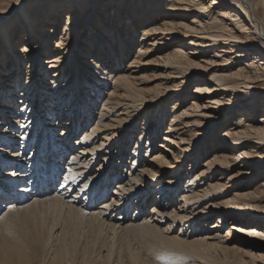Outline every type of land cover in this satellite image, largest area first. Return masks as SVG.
I'll list each match as a JSON object with an SVG mask.
<instances>
[{
	"label": "bare ground",
	"instance_id": "obj_1",
	"mask_svg": "<svg viewBox=\"0 0 264 264\" xmlns=\"http://www.w3.org/2000/svg\"><path fill=\"white\" fill-rule=\"evenodd\" d=\"M16 2L17 0L0 1V11L4 12L0 15V25L4 24L0 27V45L3 44L4 51V54L0 55V70L13 66V70L9 69L12 71L7 73V77L10 79L14 75L18 77V82L12 85L4 80H2L3 83L0 81V99L4 98V102H10L13 106L22 103L20 111L30 100H35L34 104L37 100L40 102L44 100L45 107H47L53 100L50 97L51 91L54 92L59 85L68 89L70 86L82 87L83 97H85L83 102L87 101L88 96H94L91 91H94L99 98L105 89L102 87L108 80L103 73L110 77L111 75L108 74L115 69L114 75L111 76L112 85L107 88L108 95L112 96L108 102L102 104L101 109L104 111L106 106L116 108L119 104L122 107L113 120L99 124L93 132L100 131L101 127L104 129L112 124L114 126L113 122L118 125L121 121L128 119L123 126H119L118 134L122 133L135 120L136 116L129 118L132 106L137 107L135 114L132 115H138L144 104L152 102L151 109L142 112L145 118L142 132L148 124L146 119L151 110L157 107L158 115L153 122V129L148 132L151 139H154L158 129L161 128L165 106L172 103L173 107L177 108L178 104H183L187 100L185 92L187 84L191 79L195 82L188 97L189 104L175 111L176 114L169 116V130L171 132L175 130L174 137L177 138L175 149L168 151L172 158H169V153L165 155L161 151L156 152L150 159L152 165L141 169L142 175L148 173V170L152 172L149 177L153 184L150 182L146 185L145 176L137 177L132 173L125 183L122 182L123 178V180L116 181V188H113L114 191L110 193V196L106 190L107 186L100 188L101 184L104 186L113 184L110 168V172L105 174L106 170L102 174L97 189L92 187L94 175L84 184L76 185L78 179H84L89 172L94 171L89 169L92 161L87 162V166L81 165L84 163V155L88 157L93 154V157L86 158L94 160L102 145L101 142L98 145L94 142V148L92 146L86 149L89 144L86 146L82 144L73 154H69L72 155L70 160L73 161L68 167L62 166V169H67L66 178L62 184L73 181L71 185L69 184L68 191L76 189L79 194L83 191L85 198L81 207H76L71 202L63 200L59 195L55 198L45 197L47 191L52 190L50 187L55 185L56 179L60 176L57 168L59 162L68 154L65 153L66 145L58 147L60 144L52 138L53 128L57 126L56 122L51 120L46 122L40 119V122H44V131H48V136L51 138L50 151L47 153L50 158L46 163H52V165L48 166V170H41L39 175L45 176L38 175L39 181L36 178L34 184H32V179L21 181L20 177L23 176L21 173L18 174L17 179L6 176V174L12 176L9 170L2 175L0 207H5L3 203L7 200L14 202L7 204V211L0 215V264H83V261L86 264L90 259L88 256L91 257L94 245L99 240L97 243L94 239L90 243L87 241L81 247L80 262L77 257L75 261L77 241L80 240V237L76 239L78 228L87 226L90 229L88 232H91L92 228L100 229L105 223L115 233L116 222L120 225L121 220L127 216L130 208L129 202L136 200L133 196L137 197L136 201L140 209L149 201L155 203L148 208L144 221L142 219V222L137 224L143 229L151 231H153L151 228L157 229L155 233L158 236L166 234L165 239L171 247L193 252L202 258L207 257L211 251L218 252L222 260L228 264H256L254 262L264 264V37H261L264 36V0H25L14 6ZM57 2L60 3L59 7H57ZM10 7H12L11 10ZM100 7L102 9L99 11ZM79 12H81V17L78 15ZM87 15H91L90 19ZM79 20L81 22L77 23L76 21ZM79 28L84 30L75 46L70 37L73 31ZM23 29L27 32H21ZM139 31L141 34L138 35ZM17 35L19 41L15 39ZM57 36L60 38L57 39ZM1 40H3L2 43ZM43 41H45L44 44ZM30 42H39L41 45H38L37 50L38 47H29ZM54 44L55 47L51 50ZM164 47L168 49H163ZM132 50L131 61L123 67L119 63H122ZM153 51H159V53L151 56ZM29 52L41 54L42 57L52 55L41 62L29 58L26 54ZM7 58L10 59L4 62ZM235 59L240 61L232 70L230 68L236 64L233 63ZM62 62L70 63L69 69H72L70 74H64L63 70L58 71L59 63ZM102 62L107 63L102 64ZM36 64L35 71L38 70L39 74L34 78L30 74L33 73ZM152 65L163 67L168 80L178 81L174 86L163 87L164 91L160 93L159 88L165 83L160 80L157 94H150L147 97L145 95L150 91L140 89V93L135 81L138 78L142 82L146 74H139V72L147 71V68ZM219 65L220 68L215 67ZM52 68L56 70L53 71ZM106 68L110 70L106 71ZM99 71L102 73L99 74ZM19 76H24L23 80L26 77L28 83H23L25 80L20 82ZM61 76H63L62 80H60ZM37 77H39L38 80ZM34 82L36 83L33 84ZM58 82L60 84H57ZM45 84L49 85L45 87ZM90 85L93 87L87 91ZM48 87L50 88L47 90ZM52 87L56 89L52 90ZM118 91H122L124 95L116 94ZM143 97L144 100L138 107L137 102ZM168 97L170 101L167 102ZM10 105L2 107L15 112L16 110ZM47 110L48 108L38 113L42 114ZM223 113L227 115L226 120L217 127L218 120ZM258 113L261 114L257 115ZM10 114L4 115L7 121L14 119L10 117ZM19 114L20 112L17 113ZM34 119L35 117H32L29 123ZM7 124L3 125L0 122L2 126L0 133ZM16 124L10 127H16ZM62 127L65 129L66 136L71 134V131L67 129L73 127L72 122L63 123ZM129 128L125 130V132L129 131L123 143L124 148L130 136L133 135V129ZM219 128H221L220 133H217ZM91 133L81 134L82 137L80 140L77 139L76 145L90 138ZM11 134H15L13 130L3 133L2 139H5L3 144L13 139ZM102 139L105 140V138ZM110 139L111 135L107 140ZM168 141L172 142L171 139ZM199 143L201 144L198 145ZM12 145V142L11 145L7 144V146ZM206 147L211 150L209 155L205 150ZM170 148V146L166 147L167 150ZM191 151L193 152L189 156L191 157L189 171L194 168V163L202 156V153L205 157L203 156L200 169H194L195 172L189 178L191 180L187 181L190 184L188 186L202 180H205L206 186L198 190L194 187H187L188 189L182 192L185 195L178 200L180 201L177 204L179 206L172 204L175 208L165 210L162 205L173 203L174 197L180 194L178 190L181 188L180 177L183 171L180 165L186 154ZM148 152L149 148L146 150V153ZM14 161L9 164L14 163L16 166L12 165L8 169H14L21 164L17 165L18 162ZM46 163L43 162L44 165H47ZM31 164V168L35 171L33 173L37 174L38 168L35 166L39 164L34 157ZM5 166H7L6 162L2 167ZM165 170L172 173L176 170L174 173L176 177L167 183L163 182V179L158 180ZM13 172L16 174V171ZM179 178L180 181L177 182ZM214 179L224 181H214ZM16 184H20L17 190L15 189ZM62 184L59 189L63 187ZM30 185L34 186L32 194L36 193L35 198L33 196L32 202L21 206L19 204L26 196L25 193L29 190L27 187ZM161 187L163 189H160ZM40 189H42L41 192ZM147 189H149L147 191L149 196L143 195ZM42 195H44L43 199L39 198ZM28 198L27 196L26 199ZM96 198H104L100 203L98 202L96 212H86ZM206 200L211 201L206 211L197 215V211L194 212V210L197 209V205H201ZM139 207H137L138 211L135 209L136 214L143 211ZM108 209H112V214H107ZM118 210L123 213L115 220L112 215ZM45 216L51 219L49 225H46ZM215 216V222H210L211 224L214 222L212 226L211 224L204 226L210 217ZM37 217L40 218V222L37 221L38 224L36 223ZM200 219L204 220L201 228L212 227L216 230L228 220V229L224 234L216 231L205 232L202 229L200 230L202 232L196 235L205 234L191 240L187 239V233L184 234L186 238L179 235L170 236L176 225L186 223L190 227H196ZM132 222L130 223L134 224ZM19 223L29 224L20 226L21 231L12 233L14 226ZM56 228H60L58 243L55 244L54 241L52 244L51 237L54 236L51 235ZM182 231L183 229L179 234H183ZM140 235L147 237L143 231H140ZM83 240L85 237L81 242H84ZM48 250H52V254L46 261ZM118 250L112 252L118 257L125 254L130 264L139 263L141 256L132 250L131 245H126L123 251ZM98 254L103 262H106V258L107 263L113 260L110 259L113 253L110 255L108 252L105 253L106 258ZM94 260L92 259V262Z\"/></svg>",
	"mask_w": 264,
	"mask_h": 264
},
{
	"label": "rangeland",
	"instance_id": "obj_2",
	"mask_svg": "<svg viewBox=\"0 0 264 264\" xmlns=\"http://www.w3.org/2000/svg\"><path fill=\"white\" fill-rule=\"evenodd\" d=\"M24 1L25 0H17V2L14 4V6L16 4L18 5L20 2H24ZM57 4H58L57 7H59L60 3L57 2ZM207 4H208V2H207ZM68 6H70V5H68ZM12 7H10V10L12 9ZM15 9H17V8H15ZM100 9H102V7L99 8V11H100ZM48 13H49V11L46 12L45 14L47 15ZM2 14H4V12L0 11V15H2ZM78 15H79V17H81L80 16L81 12H79ZM87 17H88V19H90L91 15H87ZM76 22L80 23L81 21L79 20ZM1 26H4V24L0 25V27ZM26 27H28V25H26ZM83 30L84 29L79 28L76 31H73L72 37H70V38L73 39V44L75 46L77 45V42L79 41ZM17 32L20 33L19 30H17ZM21 32L26 33L27 30L23 29V31H21ZM139 34H141L140 31H139L138 35ZM55 36H56V34L54 35V38H55ZM261 37H264V36H261ZM58 38H60V36H57V39ZM15 39H16V41H19V36L18 35L15 36ZM2 42H3V40H1V43ZM44 42L45 41H43V44H44ZM55 42H56V40L54 41V43ZM38 45H41V44L39 42H33V43L30 42L29 43V47H38L37 50L39 49ZM54 47H55V44L53 45L51 50L54 49ZM74 49H76V47H74ZM163 49H168V48L164 47ZM41 51L45 52L44 49H41ZM158 53H159V51H157V52L153 51L151 56H155ZM3 54H4V51H3V44H2V45H0V55H3ZM26 54L29 56V58H32V59L37 60V61L39 60L41 62L42 61L44 62L47 57L52 55V54H49L46 57H42L43 55L37 54L35 52H29ZM131 57H133V50L131 51L130 54H128L126 56V58L123 59V62L122 63L120 62L119 64H121V65H123V67H125V65H127L131 61V59H130ZM150 57H148V58H150ZM146 58H144V59H146ZM8 59H10V58H7L6 60H4V62H6ZM238 61H240V60H238V59L233 60V63H236V64L232 65L230 69L233 70V68H235V66L238 65L237 64ZM241 61H243V60H241ZM103 63H107V62H102V64ZM69 64H70L69 62L59 63L60 69L58 71L61 72L63 70L64 74H70L72 72V69L71 68L69 69ZM21 67H22V64H21ZM215 67L220 68L221 66L219 65V66H215ZM36 68H37V64H36L35 68L33 69V73L30 74V75H33L34 78L36 77V75L38 76V74H39L38 70L35 71ZM9 69L13 70V66L4 68L3 70H0V81L2 82V80H4V82L12 85L13 83L18 82V77H16L15 75L13 77H11V79L9 77H7V75H8L7 73L12 71ZM22 70H24V68H22ZM51 70L54 71V70H56V68H52ZM108 70H110V68H106V71H108ZM111 70H112V68H111ZM138 70H141V69H138ZM101 73L102 72L99 71V74H101ZM114 73H115V69L113 71H111V73L108 75L113 76ZM142 73L146 74L145 77L142 79L143 81L140 82L139 81L140 79L137 78L135 83H136V86L139 88L140 93H141L142 89H148L150 91L149 94L145 95L147 97L150 94H152V95L157 94L160 80L165 81L164 85H162L159 88V89H161V90H159L160 93L164 91L163 87L174 86L175 82L178 81L177 80V81L173 82V81L168 80L166 77V72H164L163 67H160L157 65H152V67L147 68V71L143 70V71L139 72V74H142ZM103 74H105L103 76H105L108 80H107L106 85L104 87H102V89H104V88L105 89L100 94L99 98H97L94 91H91V92H93L94 96H91V95L88 96L87 101L85 100L84 102H83V100L85 99V97H83V91L84 90L82 89V87L73 88V86H70L68 89V88H66L64 86L62 87L60 85L58 86L57 89H56V87H54V88L52 87V90H55V89L56 90L54 92L51 91L53 95L50 93V97H52L53 100L51 103H49V105L47 107H45L46 102L44 100H42V102L37 100L36 104H34L35 100L34 101L30 100V101H28V103H25L22 111H20L22 103L17 104L16 106H13L11 104L12 108L15 109L16 111L13 112L11 110V112H10L7 109H5L4 107H2L4 105L7 107V105H10V102H8V103L6 101L4 102L3 101L4 98L0 99V119L2 118L0 122H1V124L3 123V125L5 123H8L7 126H4L2 133H0V150H3V151H0V179H2V175L4 173L6 174V172L8 170L10 172H12V173H10V174H12V176L6 174L7 177H9L11 179H17L18 174L21 173L23 175L22 177H20L22 179L21 181H24V180L26 181L28 179L29 180L32 179L33 180L32 184L36 183L34 181V180H36V178H38V181H39V176H41V177L45 176L42 174L39 175L40 172H42L41 170L42 169L48 170V166L52 165V163H48V164L46 163V162H48V160L50 158V157H48L47 153L50 151L49 148H50V141H51L50 139L51 138L48 136V134H49L48 131H44V122L39 121L40 119H43L42 121H46V122H48L50 120L56 122L57 126H55L53 128L52 138L55 139L56 143L60 144L58 147H61V146L63 147L64 145H66L67 149H65V153L68 154V156L66 155L61 160V162H59L57 168L59 169L58 174L60 176L58 175L59 177L56 179L57 181L55 182V185L50 187L52 190L47 191V193L45 194V197L55 198V197H57V195H59V197H62L63 200H65L69 203L71 202L76 207L82 206V201L85 198L83 191L80 192V194H79V192H77L78 190H76V189L75 190L71 189L70 191H68V187L71 185V183H73V181L62 184L64 179L66 178V173H67V171H66L67 169H65V168L62 169V166L68 167L71 164V162L73 160H70L72 155H69V154H73V152H75L78 149V147H80L82 144H83V146L84 145L86 146L89 144L86 147V149H88V147L92 148V146L94 145L93 144L94 142H95V145H98L101 142V145H102L100 147L101 151L99 150V152L97 153L96 158H94V160H93V158H91V160L87 159L89 157H93V154H91L92 156L90 155L88 157L86 155H84L85 156V157H83L84 163L81 164V165L87 166V162L92 161L91 167H89V169L94 170V171H91V173L89 172L87 177H85L84 179H82V178L78 179V181L76 182V185L79 184V186H80L81 184H84V182H86L88 179L92 178V176L94 175V180L92 181V183H93L92 187H96V189H97L98 188L97 187L98 182L102 178V174L106 170L107 171L105 172V174L110 172V168H111L110 176H111V181L113 184H111V185L106 184L105 186L103 184H101V187H100V188H105L107 186L106 190L108 191L109 195H110V193H112L114 191L113 188H116L115 187L116 186L115 183H117L116 181H119L120 179L121 180L124 179L122 182L125 183L128 180V178H130V174H132V173H133V175H137V177L145 176L144 180H145L146 185L150 184L151 180H150L149 175H152V172L150 170H148V173L142 175L143 172L141 169H143L147 165H149V166L152 165L150 159H151L152 155L156 152L161 151L162 153H165V155L169 153V158H172L171 153L168 151H173L175 149V147H176L175 144H176L177 138L174 137L175 130H172L173 132H171L169 130V127H168L169 122H170L169 116L176 114L177 112H175V111H179L182 107H184L185 105L187 106L189 104L190 99H188V97H189V95L193 89L195 81H192L193 79H191L189 81V83L187 84V86L185 88V92L187 93V96H186L187 100H185L183 102V104H178L179 107H177V108L173 107L172 103L170 105L165 106V112H164V116H163V121L161 123V128L158 129V131H157L158 133L155 134L156 137L154 139H151V137H150L151 135L148 132H150L153 129V122H154L156 116L158 115V109H156L157 107L153 108L151 110L150 115L146 119V121L148 120V124L145 127L144 132H142V130L144 128L143 123H144V119H145L142 112L146 111L148 109L150 110L152 102H148V103L144 104L143 108L140 110L138 115H132V114H135V112L137 110L136 106H132L133 109L131 108L130 110H132L133 113L132 112L129 113V118L132 119L133 116H136V117L134 118L135 120L133 121V123H131L127 127L128 128L130 127L129 129H133V131H132L133 135L130 136L128 143L125 145V148H124L123 143H124L125 137L127 136L129 130L125 132V130L128 129V128H125L123 130V132L119 133V134H118V131L120 129L119 126H123V124L126 121H128V119L121 121L120 123H118V125L116 124V122L112 121L115 124L114 126L112 124V126L105 127L104 129H103V127H101L100 131L93 132L96 130V128L99 124H104V123L108 122L110 119L113 120L115 114L122 107V105L119 104V105H116V108H112V106L111 107L109 106V108H107V106H106L104 111L101 109L102 104L104 102H108V99H110L112 96V95H110V96L108 95L107 88L109 86H111L112 82H113L112 81L113 79L111 76L107 77L106 73H103ZM23 77L24 76H19L20 82H23L25 80V82H23V83L27 84L28 79L25 77L23 80ZM33 77L31 78L32 80H33ZM61 78H63V76L60 77V80H62ZM38 79H39V77H37V80ZM94 79H96V77H94ZM171 79L174 80L173 78H171ZM60 80H59V82H60ZM59 82L57 84H60ZM35 83L36 82H34L33 84H35ZM29 85H31V83H29ZM48 85L49 84H45V87ZM90 87H93V86L90 85L88 87L87 91L90 89ZM39 88H41V86ZM49 88L50 87H48L47 90ZM40 90H42V89H40ZM121 93L124 95V93L122 91L116 92V94H121ZM168 93H171V92H168ZM219 93H221V92H219ZM3 94L4 93H2V95ZM172 97H174V95H172ZM190 97H192V96H190ZM5 100H7V99H5ZM9 100H10V98H9ZM143 100H144V97L142 98V100L137 102L138 107L141 105ZM158 101L161 102V100H159V99H158ZM168 101H170L169 97L167 99V102ZM107 105H110V104H107ZM157 105H158V103H157ZM43 107H45V108H43ZM47 108H48V110L43 112L42 114L38 113V111H41V110L44 111ZM86 108H87V110H85ZM235 108H237V107H235ZM18 112H20L19 115H17ZM6 113H11L10 117H13L14 119L12 121H9L10 119L7 121V119H5L6 117H4V115H6ZM259 114H261V113H258L257 115H259ZM153 116H154V118H153ZM32 117H35V119L33 122L29 123V120ZM226 117H227V115L225 113H223V115L218 120L219 123H218L217 127L221 126L225 122L224 120H226ZM150 119H152V120H150ZM66 122H72V124H73L72 128L67 129V131H71V134L67 135V136H66L65 129L62 127L63 123L65 124ZM15 123H17L16 127H10V125L13 126V124H15ZM96 123H97V125H96ZM58 124H60V125H58ZM1 127L2 126H0V128ZM92 127H93V129H92ZM221 128H219V130H217L216 132L220 133ZM6 129H8V130H6ZM11 130H13V132L15 134H11L13 139H11L10 142H7V144L11 145V142H12L13 145L7 146V144L2 143L3 141H5V139H2V137H3L4 132H8V131L10 132ZM86 132H90V133L93 132V133L90 134V138H88L86 141H83L82 143H79V145H76L77 139L80 140L82 137L81 134H84ZM114 133H116L117 135L115 134L112 136V134H114ZM110 135H111V139L107 140L108 137H110ZM102 138H105V140ZM164 138H166V140H164ZM64 139H66V140H64ZM168 139H171V141L173 143L168 141ZM200 144L201 143H199L198 145H200ZM23 145L26 147L25 149H24ZM168 146L171 147L170 150L166 149V147H168ZM35 147H37V148L35 149ZM197 147L195 149H197ZM68 148H70V149L68 150ZM93 148H94V146H93ZM147 148H149L148 153H146ZM205 150L207 151L208 155H209V153H211L210 152L211 150L207 149V147L205 148ZM13 151H16V153H13ZM137 151H138V153H137ZM166 151H167V153H166ZM193 151L186 154V156L184 157V159L180 165V167H183V171L181 172V177H180L181 181H180V178L177 181V182L180 181L181 188H180V190H178L180 194L177 195L176 197H174L175 201H173V203H168L167 205H164V204L162 205V208L165 210H172L173 208H175V207H172V204H175L173 206H179V205H177L180 203V201H178V200L181 196L185 195V194H182V192L187 190L188 189L187 187H194L195 190H198L199 188L202 189L206 186L205 180H202L199 183H195L191 186H188L190 184H188L187 181L191 180L189 178L195 172L194 169L195 168H196V170L200 169L199 167H201L202 160L205 157L204 153H202V156H200V158L194 163V166H193L194 168H191L189 171V165L191 163V161H190L191 157H189V156L192 154ZM199 151H200V148H199ZM92 152H95V151H92ZM103 153L105 155H103ZM33 157H34V159H36L37 164H39V165L35 166L36 168H38L37 174L33 173L35 171L33 168H31V165H32L31 160L33 159ZM85 159H86V161H85ZM136 159H138V161ZM69 160H70V162H68ZM135 160H136V162H135ZM13 161L15 163L18 162L17 165L19 163H21V164L18 165V167L14 168V169H8L12 165L16 166V165H14V163L9 164V162H13ZM5 162L7 163V166L2 167V165L5 164ZM43 162L46 163L47 165H44ZM20 166H21V169H20ZM60 166H61V169H60ZM108 166H110V167H108ZM13 171H16L15 172L16 174H14ZM101 171H103V172H101ZM128 172H130V173H128ZM175 172H176V170H175ZM175 172L172 173V172H169L168 170H165V173L161 174L158 177L159 178L158 180L163 179V182H166V183L170 182V180H172L173 178L176 177V175H174ZM13 175H15V176H13ZM97 175H99V177H96ZM31 176H33V177L31 178ZM217 176L218 175H216V178H218ZM259 178H261V177H259ZM218 180L224 181L221 179H214V181H218ZM79 181H81V183ZM61 184L63 187L61 189H59ZM168 184H170V183H168ZM136 185H138V184H136ZM19 186H20V184H16L15 189L17 190V188ZM79 186H77V188ZM159 187H157V188H159ZM28 188H29V190H27L25 193L26 196L22 198L21 204H19L21 206H24V205L32 202L33 196L35 198L36 193H34V195L32 194V192H34V190H33L34 186L30 185L29 187H27V189ZM71 188H73V186ZM160 189H163V188L161 187ZM41 191H42V189H40V192ZM147 191H149V189H147L145 191L146 193H144L143 195L149 196ZM177 192H175V193H177ZM76 193H78L79 195H77ZM27 196L29 197L28 199H26ZM43 196L44 195L39 196V198L43 199L42 198ZM76 196H78V197H76ZM30 197H32V198L30 199ZM11 199H13V197ZM102 199H104V198H100V199L96 198L94 201H92V205L90 206V209L87 210L86 212H89V213L94 212V211L96 212V210H97L96 206L99 205V203H100V201H102ZM133 199L137 200V197L133 196ZM154 199H156V198H154ZM105 200H107V199H105ZM136 200L129 202L130 208L127 211V216L121 220L120 225H117V224H119V222H116L115 228L117 230L115 233H113L112 229L109 227V225L105 224V223L103 224V226L100 227V229L92 228L93 231H91V232H88V230L90 231V229L87 226H84V227L82 226V227L78 228L79 232L77 231L76 239H79V237H80V240L77 241L76 251H75V255H74L75 261L78 260V262H80L81 247H83V245H85L87 243V241H88V243H90V241L92 239H94V240H96V243L98 240H99V242L94 245V248H93L94 253L92 252L91 257L88 256V258H90V259H88L89 261H87L86 264H88V263L89 264H130L129 263L130 261L128 260V258L125 254L122 256L120 255L119 257H118V255L114 254V252L117 251L118 249L123 251L124 248L126 247V245H128V246L131 245L132 250L136 251L140 254L141 259L139 260L138 264H143V263H145V264H228L226 261L222 260V257L219 256L218 252L211 251V253H209L207 255V257L202 258V257L195 255L193 252L186 251L184 249H179L177 247H171L165 239L166 234H162V236H158L155 233L157 231V229H155V228H151L153 231L148 230V229H143L141 227V225H139L137 223L142 222L141 221L142 219L144 221L145 214H146L148 208L152 204H155V203H152V201H149L148 203H146L141 208V209H143V211H140L138 214H136L135 209L137 210V207H139V204L137 203ZM7 201L3 203V205L5 207H0V215H3L7 211V209H8L7 204L14 202L13 200L8 201V202ZM162 202H164V201H162ZM210 202H211L210 200H206L201 205H197V209H195L194 212L197 211V215L203 214L206 211L207 205ZM139 209H140V207H139ZM189 210L190 209H188V211ZM121 213H123V212L121 210H118V211L114 212V215H112V216L116 220V217H119L121 215ZM107 214L108 215L112 214V209H108ZM45 218H47V220H48V221L46 220V225H49V223L51 222V219L48 216H45ZM107 218H108V216H107ZM107 218H106V222H108ZM215 218H216V216L210 217L209 221L204 226H210V224H211L210 222L211 221L215 222V220H216ZM39 219L40 218L37 217L36 223H37V221L40 222ZM228 220H229V218H228ZM228 220L225 222V224L220 226V228H218V230H216V228H212V227L209 229L201 228L203 225L201 223H204V220H201V219H200V221H198V224L196 227H194V226L190 227L189 225H186V223H184L183 225L178 224L174 227V229L171 232L172 235H170V236L179 235L180 237L186 238V235H184V234L187 233L188 234L187 239L191 240L195 237H201L203 234H205V233H203V234L196 235L198 233H201L202 231H200V230H202V229H204L205 232H211V231L215 232L216 231V232H220L221 234H224L226 232V230L228 229L229 221L231 222V220H229V221ZM132 221L134 222V224L130 223ZM214 222H213V224H214ZM28 224H25V225H28ZM213 224H211V226ZM25 225L20 224V223L15 225L12 233L13 232L16 233L18 230L21 231L22 227H20V226H25ZM86 227L88 229H86ZM80 229H82V230L80 231ZM181 229H183V231H182L183 234H179ZM59 231H60V228L59 229L56 228L52 231L53 233L51 236H54V237H51V243L52 244L54 241H55L54 242L55 244L58 243L57 237H58ZM140 231H143L147 235V237L141 236ZM56 233H57V235H56ZM4 235H5V233H4ZM77 235H78V238H77ZM112 235H113V237H112ZM84 237H85V240H83L84 242H81L82 238L84 239ZM76 239H74V240H76ZM109 239H110V241H109ZM106 242H107V244H106ZM110 247L112 249L114 248L113 249L114 252H112L113 250ZM50 249H51V246H50L49 250ZM49 250L47 251L46 261L49 260V257H51L50 254H52L51 253L52 250L51 251H49ZM97 252L100 253V255H104V257L107 256L106 255L107 252H108V255L113 253L114 255L112 254V256L110 258L113 260H110L107 263V258L105 257L106 262H103V259L98 257L99 254ZM117 254H119V253H117ZM92 259L93 260L95 259V260L92 262ZM100 260H102V261H100ZM95 261H97V262L95 263ZM99 261H100V263H99ZM84 263H85V261H83V264ZM254 263L261 264L260 262H254Z\"/></svg>",
	"mask_w": 264,
	"mask_h": 264
}]
</instances>
